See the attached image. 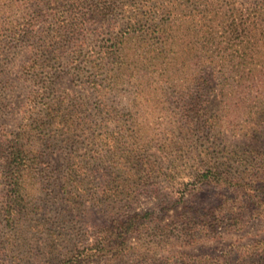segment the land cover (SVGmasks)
Listing matches in <instances>:
<instances>
[{"label":"rangeland","instance_id":"rangeland-1","mask_svg":"<svg viewBox=\"0 0 264 264\" xmlns=\"http://www.w3.org/2000/svg\"><path fill=\"white\" fill-rule=\"evenodd\" d=\"M122 4L126 1L119 0L103 29L96 31L97 24L88 26V38L79 56H69V47L60 44L42 60V69L27 74L24 67L29 55L25 50H1L0 131L12 134L20 129L25 112L32 110L25 103L38 86H49L51 92L64 99L69 110L79 108L80 104L93 112L100 113L99 108L102 109V115L92 113L90 118L112 129L123 123L130 134L135 120L142 124L141 132L136 134L139 143L153 147L148 158L163 167L137 173L135 189L126 198L129 207L119 215L123 221L134 216L142 229L130 239L122 256L104 257L87 264H255L248 255V246H259L257 242L264 240V218L247 216L244 223H236L237 228L228 225L235 222L233 219L211 220L210 215L223 196L232 194L212 183L195 182L192 174L197 165L189 158L197 154L192 152L197 144L190 141L196 137H223L232 145L264 152V107H256V100L264 98V34H260L264 27L258 29L257 36H253L252 28L229 34L230 22L226 18L230 14L228 8L237 5L252 12L254 0H175V12L184 10L187 15L176 20L177 14L172 20L174 33L170 34L175 38L166 45L150 47L148 56L152 59L148 62L135 64L136 59L131 58L128 75L121 71L110 84L111 73L105 69L96 71L91 60L112 70L118 66L116 59L101 60L107 47L123 44L133 54L143 46L123 24ZM164 4L168 5V1ZM207 4L212 15L209 28L201 30L189 15L196 5ZM162 8L163 5L159 9ZM140 48L137 56L142 52ZM201 78L207 80L199 88L196 84ZM94 82L102 85L95 88ZM136 86L141 90L140 99L136 97ZM136 98L138 104L134 108ZM40 105L45 106L44 101ZM198 108L201 110L197 111ZM195 111L201 112L205 125L214 128L191 133L187 128L191 117L187 116ZM40 150L39 169L28 186L30 197L39 208L35 220L44 223L47 233L52 230L60 239L70 237V247L76 241L92 242L102 227L113 225V217L93 202L75 210L70 208V187L65 175L69 149ZM111 164L105 163L106 168H101L110 172L105 178H131L128 164L115 165L114 173ZM9 190L0 180V251L7 246L3 242L6 229L1 208ZM182 194L184 201L173 207L172 198L182 199ZM0 264H11L2 251Z\"/></svg>","mask_w":264,"mask_h":264},{"label":"trees","instance_id":"trees-1","mask_svg":"<svg viewBox=\"0 0 264 264\" xmlns=\"http://www.w3.org/2000/svg\"><path fill=\"white\" fill-rule=\"evenodd\" d=\"M125 1L126 4L120 7L123 24L131 29L132 37L142 43V48L139 47L142 52L137 56L139 48L131 54L126 45L123 47V44L120 46L114 43L105 49L101 60L116 59L118 66L111 70L102 62L91 60L96 71L105 69L111 73L110 84L117 73L123 71L128 75V61L131 58L136 59L135 64L148 62L152 59L148 56L150 47L166 45L175 38L170 31L174 33L172 20L177 14L176 20L182 16L187 17L184 10L175 12V0ZM166 1L168 5L165 6ZM118 2L119 0H0V52L6 47L12 53L25 50L29 55L24 67L27 74L42 69V60L47 59L60 44L69 47V56H79L88 38V26L97 24L96 31L103 29ZM162 5L164 8L160 10ZM252 7V12L238 5L228 8L230 14L226 18L230 22V26H227L229 34L237 33L239 29L244 31L252 28L255 29L253 36L259 35L258 29L264 27V0H254ZM192 10L189 16L196 19V26L201 30L209 28L212 15L209 4L196 5ZM88 55L89 58L92 57V54ZM203 80L207 79L201 78V82L196 84L199 88ZM101 85L94 82L93 86L98 88ZM136 93V97L140 99L141 90L138 87ZM137 98L133 102L134 108L138 104ZM195 99L193 101L198 104ZM42 101L45 106L40 105ZM256 102H259L256 105L259 110L261 106L264 107V98ZM25 105L32 110H28L27 114L25 112V122L20 125V129L12 134L0 131V180L10 188L1 208L6 229L3 242L7 245L1 251L8 261L10 258L11 264H87L104 257L111 259L122 256L129 248L130 239L142 229V224L134 216L125 221L119 218L120 211L129 207V200L126 198L131 196L130 190L135 189L133 181L140 170L163 167L158 161L154 163L149 160L147 153L153 147L147 148L139 143L136 134L141 132L142 124L136 120L135 123L131 122L135 125L132 128L134 134H128L127 125L123 123L112 129L110 125L94 122L90 116L98 112L85 108V104L69 110L64 99L51 92L49 86H38ZM200 110L201 108L197 109ZM99 112V115L104 113L100 108ZM194 113L187 116L191 117L187 127L191 133L200 132L203 128H214L201 121V112ZM100 119L101 122L104 121V117ZM190 141L197 144L192 151L197 154L189 156L197 165L192 174L195 182L212 183L232 194L223 196V200L213 209L210 219L216 222L223 221V218L233 219L235 222L228 225L237 228L236 223H244L247 216L264 218V152L252 147L232 145L223 137L219 140L196 137ZM78 143L86 144L82 146ZM41 147L45 150L69 149L66 152L65 175L66 185L70 187V208L75 210L85 203L93 202L98 209L107 211L113 217V225L102 227L92 242L85 244L86 242L76 241L70 247V237L60 239L50 229L48 230L51 232L47 233L44 223L35 220L39 208L36 200L30 197L28 186L29 179L39 169ZM105 163H112V173L115 165L128 164L131 178H105L110 175V172L108 174L105 169H101L106 168ZM170 164L174 165V160ZM184 195H181L182 199L172 198L173 207L184 201ZM262 244L264 245V240L257 242L259 246H248V255L255 260V264H264Z\"/></svg>","mask_w":264,"mask_h":264}]
</instances>
